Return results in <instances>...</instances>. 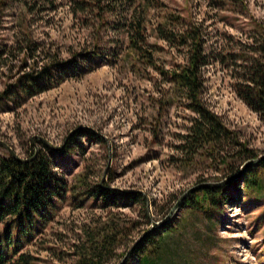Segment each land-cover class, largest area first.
<instances>
[{"label": "rangeland", "instance_id": "rangeland-1", "mask_svg": "<svg viewBox=\"0 0 264 264\" xmlns=\"http://www.w3.org/2000/svg\"><path fill=\"white\" fill-rule=\"evenodd\" d=\"M166 23L178 34L192 23L200 29L203 102L237 144L182 151L197 116L170 73L190 48L162 39ZM138 26L141 54L130 47ZM261 26L264 0H0V142L24 160L45 155L68 183L53 220L24 239L20 254L32 264H76L84 246L116 234L106 264L129 255L127 264H140L137 248L151 250L145 239L167 228L161 264H264V166H248L254 160L244 154L264 157V119L235 88L258 56ZM27 75L52 88L16 95ZM241 172L261 189L229 188ZM223 182L220 210L187 207L192 189Z\"/></svg>", "mask_w": 264, "mask_h": 264}, {"label": "trees", "instance_id": "trees-1", "mask_svg": "<svg viewBox=\"0 0 264 264\" xmlns=\"http://www.w3.org/2000/svg\"><path fill=\"white\" fill-rule=\"evenodd\" d=\"M190 29L184 34L175 33L170 29V23L162 27V39L178 47L190 48L188 61L185 66L170 73L171 81L181 94L187 99L189 107L196 118L189 133L184 138L182 151L190 155H197L207 147L212 150L223 151L221 147L233 145L236 138L221 117L212 112L203 102L204 80L202 69L208 65V57L203 52L201 31L195 24H190ZM254 39L253 52L258 55L253 58L248 72L243 75L241 82L236 85L238 97L250 110L264 119V27ZM137 36L132 37L130 47L141 54L140 42H145L140 26L136 29ZM48 71V70H47ZM44 72V73H47ZM45 75V74H42ZM43 76H26L16 86V95L35 96L52 88ZM1 100H4L3 98ZM237 144V143H236ZM0 146V225H5L4 238L0 244V264H32L33 258L28 254H20L19 245L25 238H32L40 229L50 223L55 217L58 203L65 199L68 183L55 172L49 159L42 154L28 160L21 161L10 153H2ZM248 160L258 159L255 152H245ZM264 166V161L258 167ZM245 184L248 190L261 189L260 182L255 176L245 174L230 183L229 188H237ZM239 183V184H238ZM226 187L199 190L193 199H188L187 207L191 210H202L207 213V208L220 210L221 203L226 200ZM98 193L111 201L108 189L98 187ZM127 201H140L141 197L135 194H126ZM170 232L167 228L149 235L144 244H151V250L137 248L134 255L140 258V264H161L167 255L166 239ZM163 233L161 237L158 236ZM116 234L105 237L104 244H87L78 252L79 260L76 264H106L115 256L114 239ZM112 239V241H111ZM144 246V245H143ZM153 249V250H152Z\"/></svg>", "mask_w": 264, "mask_h": 264}, {"label": "water", "instance_id": "water-1", "mask_svg": "<svg viewBox=\"0 0 264 264\" xmlns=\"http://www.w3.org/2000/svg\"><path fill=\"white\" fill-rule=\"evenodd\" d=\"M0 145L4 146L5 148H8V147H6L5 145H3L1 142H0ZM8 150H9L10 154H11L13 157H15V158H17V159H19V160H21V161H24V159H21L20 157H18V156H17V155H16V154H15L10 148H8ZM262 161H264V157H261V158H259V159H256V160L250 162L248 166H251V165H254V164H259V163L262 162ZM243 175H244V172H241V173H239L237 176L233 177L232 180L239 179V178H241ZM224 184H225L224 182H223V183H220V184H202V185H200V186H198V187L192 189V190L190 191V193L195 192V191H198V190H203V189H216V188H220V187H222ZM185 198H186V196H184V197L178 202V204L175 206L174 210H176V209L180 206V204L182 203V201H183ZM174 210H173V211H174ZM168 220H169V218H168L167 220H165L164 222H162L161 224L156 225V228L165 226V225L168 223ZM129 256H130V255H129ZM129 256H127V257L125 258V260L123 261L122 264H127L126 262L128 261V257H129Z\"/></svg>", "mask_w": 264, "mask_h": 264}]
</instances>
